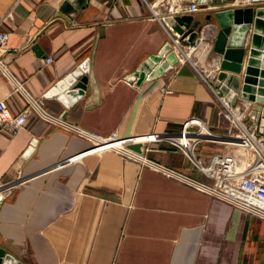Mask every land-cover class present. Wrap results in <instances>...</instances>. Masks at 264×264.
<instances>
[{
	"label": "crops",
	"instance_id": "crops-1",
	"mask_svg": "<svg viewBox=\"0 0 264 264\" xmlns=\"http://www.w3.org/2000/svg\"><path fill=\"white\" fill-rule=\"evenodd\" d=\"M62 1L0 0V31L9 33L0 59L12 78L0 71V100L18 113L26 94L55 118L49 123L29 112L13 135L0 133V247L23 264H264V220L196 187L212 181L189 157L205 163L233 146L187 134L202 139L192 151L186 137L175 139L188 157L151 138L183 127L225 134L209 88L189 63H172L139 84L125 79L169 43L166 16H189L217 30L213 12L247 0H194L211 7L194 13L178 11L190 0H85L68 14L59 11ZM34 43L45 58L36 56ZM84 60L82 94L55 87ZM250 106L247 123L255 122ZM77 129L133 137L126 147L135 158L90 153L91 142Z\"/></svg>",
	"mask_w": 264,
	"mask_h": 264
},
{
	"label": "built area",
	"instance_id": "built-area-1",
	"mask_svg": "<svg viewBox=\"0 0 264 264\" xmlns=\"http://www.w3.org/2000/svg\"><path fill=\"white\" fill-rule=\"evenodd\" d=\"M196 1L190 0L189 3L178 11L194 13L201 8ZM4 16H0V25ZM163 20V19H161ZM170 31L171 28H170ZM197 42L189 43L186 37L180 38V35L172 31L167 32L170 48L174 54L176 63H189L195 70L199 79L209 88L213 98L219 104L220 116L226 121V132L223 135H215L212 132L201 130H190L183 127L176 135L152 134L153 139L167 140L179 147L183 152L186 150L183 143H178L177 138H185L184 144L190 145L191 151L195 144L202 139H192L187 134H205L216 136L217 140H223L233 146L230 154L212 153L208 155L205 163H199L197 160L189 159L194 163L198 170L207 178L211 179V184L197 183L196 187L207 193L210 197L223 201L233 208L240 209L257 218L264 220V128L258 130L257 122H246L247 109L250 102L244 101L229 104L224 97L218 92L214 82L218 71L220 56L212 51V43L216 34V28L212 23H204L196 30ZM9 33L0 31V52L7 42ZM46 58L42 63L50 62ZM0 71L5 77L12 78L7 74L4 65L0 59ZM14 89L24 94L23 87L20 83H14ZM167 89H162L166 93ZM27 105L18 113H12L3 99L0 100V133L8 136L13 135L22 127L26 115L33 112L37 117L46 121L54 122V116L42 108L39 100L32 99L24 94ZM75 128V127H73ZM78 130V134L91 142L90 153L113 152L125 159L135 158L133 155L126 153V144L134 139H118L114 134L107 137H100L96 134ZM176 139V140H175ZM213 139V138H205ZM215 140V139H213ZM128 142V143H127ZM239 150V151H238ZM245 154V155H243ZM243 159V160H242ZM162 173L168 177L175 178L172 170H164ZM181 179V178H179ZM182 181L186 182L182 179ZM17 182V181H15ZM15 182H13L15 184ZM8 184L9 187L14 184ZM2 186V185H0Z\"/></svg>",
	"mask_w": 264,
	"mask_h": 264
},
{
	"label": "water",
	"instance_id": "water-1",
	"mask_svg": "<svg viewBox=\"0 0 264 264\" xmlns=\"http://www.w3.org/2000/svg\"><path fill=\"white\" fill-rule=\"evenodd\" d=\"M204 1L197 0L199 3ZM263 1L247 0V5L215 10L213 17L218 29L212 43V51L220 56L214 86L229 104H233L235 100L250 102L248 117L258 123L259 131L264 126V6L259 4ZM84 4L85 0H63L59 11L68 14ZM207 19L209 16L205 17ZM164 20L180 38L186 37L189 43L197 42L196 29L200 28L199 21L192 22L189 16H166ZM31 48L35 50L36 56L46 57L36 43ZM174 61L169 43L166 42L157 53L146 57L133 72L126 75L125 79L139 84L146 76L150 78L161 75ZM86 73L87 60H84L66 75L65 83H58L55 87L64 90L67 84L79 96L85 87ZM58 97L63 98L61 95ZM0 264L23 263L13 259L0 247Z\"/></svg>",
	"mask_w": 264,
	"mask_h": 264
},
{
	"label": "rangeland",
	"instance_id": "rangeland-1",
	"mask_svg": "<svg viewBox=\"0 0 264 264\" xmlns=\"http://www.w3.org/2000/svg\"><path fill=\"white\" fill-rule=\"evenodd\" d=\"M129 146V145H128ZM128 148H130V147H128ZM131 149V148H130ZM239 151V150H238ZM243 155H245V154H243ZM243 160V159H242ZM237 209V208H236ZM247 215H250V216H252V217H255V216H253V215H251V214H249V213H247V212H245ZM257 218V217H256ZM258 219H260V218H258Z\"/></svg>",
	"mask_w": 264,
	"mask_h": 264
},
{
	"label": "bare ground",
	"instance_id": "bare-ground-1",
	"mask_svg": "<svg viewBox=\"0 0 264 264\" xmlns=\"http://www.w3.org/2000/svg\"><path fill=\"white\" fill-rule=\"evenodd\" d=\"M125 151H126V153H128V154H131V155H132V153L128 152L127 148H126V150H125Z\"/></svg>",
	"mask_w": 264,
	"mask_h": 264
}]
</instances>
